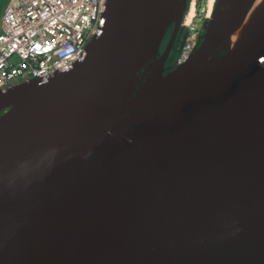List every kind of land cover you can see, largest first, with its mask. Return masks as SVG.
<instances>
[{
	"label": "water",
	"instance_id": "95a60500",
	"mask_svg": "<svg viewBox=\"0 0 264 264\" xmlns=\"http://www.w3.org/2000/svg\"><path fill=\"white\" fill-rule=\"evenodd\" d=\"M227 1L168 73L189 1L108 0L71 71L0 91V264H264V15L200 71Z\"/></svg>",
	"mask_w": 264,
	"mask_h": 264
},
{
	"label": "built area",
	"instance_id": "2783aa9c",
	"mask_svg": "<svg viewBox=\"0 0 264 264\" xmlns=\"http://www.w3.org/2000/svg\"><path fill=\"white\" fill-rule=\"evenodd\" d=\"M107 2L8 0L0 18V91L71 71L85 58ZM197 46L186 42L176 65L186 63Z\"/></svg>",
	"mask_w": 264,
	"mask_h": 264
},
{
	"label": "bare ground",
	"instance_id": "6f19581e",
	"mask_svg": "<svg viewBox=\"0 0 264 264\" xmlns=\"http://www.w3.org/2000/svg\"><path fill=\"white\" fill-rule=\"evenodd\" d=\"M237 0H228L227 5L235 4ZM192 4L190 3V7L188 12L186 13V17L184 19V25H187L190 23L194 17V11L192 9ZM216 4V0H209L208 3V12L207 17L210 19L214 10V6ZM264 15V0H256L253 7L245 17V19L233 29L231 34H229L227 37L222 39L217 46L215 47V50H218L219 52L217 55L215 54L213 59L208 60L204 66L200 69V71H204L211 66L214 61L218 59L219 56H221L224 51H233L235 50L241 41L244 39L246 33L249 31V29L252 27L254 23H257ZM207 25V24H206ZM216 52V53H217ZM224 56V55H223ZM6 126V121L0 124V133L3 131V129Z\"/></svg>",
	"mask_w": 264,
	"mask_h": 264
},
{
	"label": "rangeland",
	"instance_id": "374dc122",
	"mask_svg": "<svg viewBox=\"0 0 264 264\" xmlns=\"http://www.w3.org/2000/svg\"><path fill=\"white\" fill-rule=\"evenodd\" d=\"M7 2L8 0L0 1V18L4 13ZM191 3H193L192 9L194 11V17L192 21L187 25H184V21L182 23V27L180 30V39L183 41V45L181 46L176 59L179 53L182 51V48L186 44V42L196 43L197 45V40L202 32L203 27L208 24L209 21V18L207 17L209 0H191Z\"/></svg>",
	"mask_w": 264,
	"mask_h": 264
},
{
	"label": "flooded vegetation",
	"instance_id": "af4514ba",
	"mask_svg": "<svg viewBox=\"0 0 264 264\" xmlns=\"http://www.w3.org/2000/svg\"><path fill=\"white\" fill-rule=\"evenodd\" d=\"M218 2V0H216V3ZM209 22V21H208ZM205 28H206V25L203 27L202 29V32L198 38V45L200 44L201 42V39L205 33ZM173 30H174V27L172 26L168 32H167V35L163 41V44L161 46V53H163L165 51V49L168 47V45L170 44V41H171V38H172V35H173ZM181 30V29H180ZM183 45V41L180 39V31L177 35V37L175 38L172 46H171V53H170V57L167 61V64H166V73L172 71L177 65H176V56L181 48V46Z\"/></svg>",
	"mask_w": 264,
	"mask_h": 264
},
{
	"label": "trees",
	"instance_id": "16d2710c",
	"mask_svg": "<svg viewBox=\"0 0 264 264\" xmlns=\"http://www.w3.org/2000/svg\"><path fill=\"white\" fill-rule=\"evenodd\" d=\"M189 1V5H190V3H191V0H188Z\"/></svg>",
	"mask_w": 264,
	"mask_h": 264
}]
</instances>
